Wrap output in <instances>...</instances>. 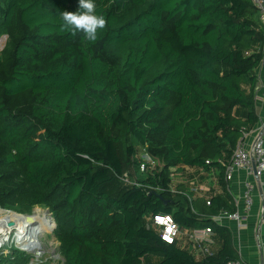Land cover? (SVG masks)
Here are the masks:
<instances>
[{"label":"trees","instance_id":"obj_1","mask_svg":"<svg viewBox=\"0 0 264 264\" xmlns=\"http://www.w3.org/2000/svg\"><path fill=\"white\" fill-rule=\"evenodd\" d=\"M94 3L108 23L90 42L61 30L79 0H0V207H47L63 264L240 259L233 232L212 217L237 209L225 165L259 123L258 9L252 0ZM144 152L160 161L154 170H140ZM183 165L220 169L223 192L208 204L174 188ZM159 213L184 231L211 226L220 248L199 257L163 240L151 221ZM29 262L16 248L0 253V264Z\"/></svg>","mask_w":264,"mask_h":264},{"label":"crops","instance_id":"obj_2","mask_svg":"<svg viewBox=\"0 0 264 264\" xmlns=\"http://www.w3.org/2000/svg\"><path fill=\"white\" fill-rule=\"evenodd\" d=\"M257 78V91H256V112L259 116L258 127L262 122H264V102L261 97L264 96V65H260L254 71ZM255 127V128H256ZM255 128L249 131V135L246 138L247 144H251L256 136L255 132H252ZM184 168L186 173L195 171L198 172L202 178L206 179L204 182L186 180L182 173ZM174 183L178 178L179 184H183L184 189L191 194L193 199L198 197H203L209 199L214 194H220L223 192L222 185L219 181V173L216 172V168H212L209 171H204L200 168L181 166L174 167ZM178 174V175H176ZM246 180L251 181L254 184V204L249 210V227L247 229H239L235 221L225 219L223 220V225L229 227L233 232L234 244L238 249L239 253L244 260L249 262V264H263L264 260V177L259 178L253 174H249L245 169L238 170L230 184V193L233 195L237 201V206L241 212L244 211V200H243V188L244 182ZM173 187L179 185L176 183ZM193 194H195L193 196ZM190 230L184 231L178 239V243L182 239L186 246L184 248L193 251L197 256H202L200 251L197 249L195 244L189 237ZM220 248V243L215 241L211 249L216 252Z\"/></svg>","mask_w":264,"mask_h":264},{"label":"built area","instance_id":"obj_3","mask_svg":"<svg viewBox=\"0 0 264 264\" xmlns=\"http://www.w3.org/2000/svg\"><path fill=\"white\" fill-rule=\"evenodd\" d=\"M252 1L258 9L259 18L264 25V0ZM260 65H264V53ZM261 100L264 102V96L261 97ZM252 132L256 133L254 141L250 145L247 144L246 138L249 132L244 133L230 160L225 165L224 178L227 181L229 191L231 181L238 170L245 169L249 174H253L256 177H264V122ZM142 157L143 160L140 163V170L142 172H146L148 169L154 170L160 164L158 159L151 157L146 152L143 153ZM207 162L210 163V161ZM125 180L128 179L125 178ZM243 200V212L239 210L238 206L233 212L221 210L217 215L212 217L213 221L223 225V220L228 219L235 221L240 230L247 229L249 227V210L254 204V184L249 180L244 182ZM207 203L210 204L209 199ZM235 203L238 205L236 200ZM151 221L153 225L159 228L162 239L169 243L177 242L184 232L171 214H156L152 217ZM189 237L202 255H212L214 253L211 247L215 244V233L211 226L192 229L189 232ZM227 264H248V262L241 256L240 259L228 262Z\"/></svg>","mask_w":264,"mask_h":264},{"label":"rangeland","instance_id":"obj_4","mask_svg":"<svg viewBox=\"0 0 264 264\" xmlns=\"http://www.w3.org/2000/svg\"><path fill=\"white\" fill-rule=\"evenodd\" d=\"M7 43V36H2L0 38V50L4 48V46ZM216 172L219 173L220 169L216 168ZM182 173L184 175V179L186 180H194L199 182H204V178H202L201 175H199L198 172L192 171L189 173H186L184 168L182 169ZM178 175V174H176ZM182 179V178H181ZM178 178L174 185L179 184ZM176 188V186H175ZM195 194H193L194 196ZM3 209V208H2ZM9 210V209H8ZM17 214L22 215H29L33 216L34 218L39 217V219H34L35 221H43L45 222L42 225V230L38 234V236L32 241V246H29L30 243H23V241L20 240V238L17 236V234L21 233L19 232L20 228L24 226V222L17 218L15 214H5L4 218L0 219V225L7 230V234L4 235L5 240H0V253H12V251L16 248L19 249L27 256H30V262L29 264H63L65 258L61 253L60 250V242L56 238L53 230L55 228V222L53 219V216L49 209L45 206H35L31 213L23 214L19 213L15 210H9ZM37 213V215H36ZM41 213V214H40ZM187 239V237L185 238ZM182 239L180 241V244L182 246H186V243H184V240ZM153 258L157 259L159 261L161 257L158 255H152ZM249 264V262H248Z\"/></svg>","mask_w":264,"mask_h":264},{"label":"clouds","instance_id":"obj_5","mask_svg":"<svg viewBox=\"0 0 264 264\" xmlns=\"http://www.w3.org/2000/svg\"><path fill=\"white\" fill-rule=\"evenodd\" d=\"M61 17L62 31H70L73 36L77 32L83 33L84 38L90 42L98 39V32L106 28L108 23L103 15L96 13L94 0H79L77 11H63Z\"/></svg>","mask_w":264,"mask_h":264},{"label":"bare ground","instance_id":"obj_6","mask_svg":"<svg viewBox=\"0 0 264 264\" xmlns=\"http://www.w3.org/2000/svg\"><path fill=\"white\" fill-rule=\"evenodd\" d=\"M5 214H10V215L15 214L18 219H20L24 222V226H22L19 230V232H21V233L17 234V236L20 238L21 241H23V243H27V244L30 243L29 246H32V241H34V239L38 236V234L42 230V225L45 222L35 221L34 219H39V217L34 218V215L29 216V215L17 214V213H14L12 211H9V210L2 209L0 207V219L7 216ZM36 215H37V213H36ZM7 233H8V231L7 230L5 231V229L0 225V240L4 241L5 240L4 235ZM2 234H4V235H2Z\"/></svg>","mask_w":264,"mask_h":264},{"label":"water","instance_id":"obj_7","mask_svg":"<svg viewBox=\"0 0 264 264\" xmlns=\"http://www.w3.org/2000/svg\"><path fill=\"white\" fill-rule=\"evenodd\" d=\"M263 263H264V260H263Z\"/></svg>","mask_w":264,"mask_h":264}]
</instances>
